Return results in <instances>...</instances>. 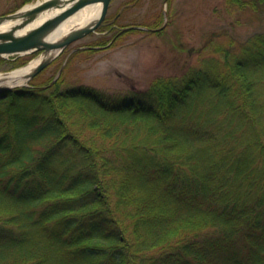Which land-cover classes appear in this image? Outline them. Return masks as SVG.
Wrapping results in <instances>:
<instances>
[{
    "label": "trees",
    "instance_id": "1",
    "mask_svg": "<svg viewBox=\"0 0 264 264\" xmlns=\"http://www.w3.org/2000/svg\"><path fill=\"white\" fill-rule=\"evenodd\" d=\"M107 20L99 28L111 35L90 44L136 31ZM239 51L146 90L65 87L60 76L11 91L0 264H264V102L250 78L264 67V33ZM203 86L218 87L229 124L183 117Z\"/></svg>",
    "mask_w": 264,
    "mask_h": 264
},
{
    "label": "rangeland",
    "instance_id": "2",
    "mask_svg": "<svg viewBox=\"0 0 264 264\" xmlns=\"http://www.w3.org/2000/svg\"><path fill=\"white\" fill-rule=\"evenodd\" d=\"M36 1L0 0V16L14 13ZM228 1L112 0L102 24L108 19L106 25L116 21L112 25L115 30L136 31L115 42L106 40L108 43L102 46L99 41L90 44L103 35H111L109 30L99 28L100 25L96 32L71 43L35 78L19 86L45 87L50 85L51 79L53 82L63 76L61 84L65 87L86 85L117 94L130 89L146 90L157 79L182 78L191 72L207 70L208 66H223L237 56L241 45L248 39L264 33V7L261 10L242 5L231 7L233 4ZM156 21L160 24L155 28L144 24ZM85 48H91L92 52H83ZM80 50L82 52L77 53ZM40 54L41 51L25 54L17 61H14L17 56L3 57L0 73L24 67ZM251 77L256 79V91L264 102V67L251 73ZM199 89L203 88H198L190 97L194 101L192 108L185 110L183 117L189 124L202 118L211 121L210 118L214 117L226 119L229 124L233 116L227 113V101L218 102L221 101L218 87ZM6 98L0 100V118L7 120L13 110H9L10 104L4 101L8 100ZM217 104L218 108L215 107Z\"/></svg>",
    "mask_w": 264,
    "mask_h": 264
},
{
    "label": "water",
    "instance_id": "3",
    "mask_svg": "<svg viewBox=\"0 0 264 264\" xmlns=\"http://www.w3.org/2000/svg\"><path fill=\"white\" fill-rule=\"evenodd\" d=\"M111 1L112 0H43L28 10L22 12L17 10L14 13L1 15L0 24L15 18H20L21 20L11 29L0 31V55L5 57L10 54L20 56L37 51H41L45 54L46 56L29 74V80H31L44 70L55 58L62 54L71 43L83 38L91 32H96L108 13ZM98 2L102 3V10L94 23L72 29L61 40L55 42L48 40L50 33L62 21L85 6ZM52 8H63V10L40 26L24 34H17L18 29L25 27L28 23L33 21L39 13ZM13 87L15 86H0V99L5 97Z\"/></svg>",
    "mask_w": 264,
    "mask_h": 264
},
{
    "label": "bare ground",
    "instance_id": "4",
    "mask_svg": "<svg viewBox=\"0 0 264 264\" xmlns=\"http://www.w3.org/2000/svg\"><path fill=\"white\" fill-rule=\"evenodd\" d=\"M43 0H38L35 3H29L24 5L23 8H20L19 12L28 10L32 7H34L38 2H41ZM63 8H52L45 10L38 14V16L28 23L25 27L18 29L17 34H24L28 32L29 30L40 26L50 18L54 17L55 15L59 14ZM102 10V3H94L85 6L84 8L78 10L76 13L62 21L48 36V40L50 41H58L61 40L68 32H70L72 29L81 27L90 23H94L99 15L101 14ZM20 18H15L13 20H7L0 24V31L2 30H9L11 29L15 24L20 22ZM2 56V55H0ZM12 56L16 57L17 55H8L7 57ZM45 54H40L37 58H35L33 61H31L30 64L17 68L11 72L7 73H0V86L7 85V86H18L23 85L29 82V74L32 72V70L39 64V62L45 57ZM5 57V56H2ZM15 89H12L13 91ZM10 91V92H11Z\"/></svg>",
    "mask_w": 264,
    "mask_h": 264
}]
</instances>
